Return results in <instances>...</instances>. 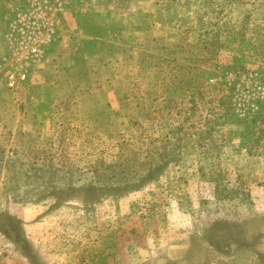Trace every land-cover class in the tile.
Instances as JSON below:
<instances>
[{"label":"rangeland","instance_id":"1","mask_svg":"<svg viewBox=\"0 0 264 264\" xmlns=\"http://www.w3.org/2000/svg\"><path fill=\"white\" fill-rule=\"evenodd\" d=\"M63 17L28 94L0 78V264H264V0Z\"/></svg>","mask_w":264,"mask_h":264},{"label":"built area","instance_id":"2","mask_svg":"<svg viewBox=\"0 0 264 264\" xmlns=\"http://www.w3.org/2000/svg\"><path fill=\"white\" fill-rule=\"evenodd\" d=\"M69 4L70 0L17 1L1 38L0 78L7 91L16 95L32 88Z\"/></svg>","mask_w":264,"mask_h":264},{"label":"crops","instance_id":"3","mask_svg":"<svg viewBox=\"0 0 264 264\" xmlns=\"http://www.w3.org/2000/svg\"><path fill=\"white\" fill-rule=\"evenodd\" d=\"M17 1L18 0H0V37L1 38H2L3 33L6 30L8 21L13 16V13L17 6ZM3 53H4V47H1V44H0V57L3 55ZM53 94L54 92H50L49 94L39 93L40 96L38 97V99H41L42 101L48 100L50 102L51 100H55L53 97ZM33 108L29 107L28 111L30 113L33 112Z\"/></svg>","mask_w":264,"mask_h":264}]
</instances>
